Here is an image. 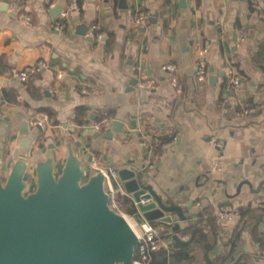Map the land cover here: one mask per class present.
<instances>
[{"label": "crops", "instance_id": "obj_1", "mask_svg": "<svg viewBox=\"0 0 264 264\" xmlns=\"http://www.w3.org/2000/svg\"><path fill=\"white\" fill-rule=\"evenodd\" d=\"M54 1L58 5L70 0ZM22 2L29 22L0 9L4 163L29 137L31 158L33 152L45 155L50 144L56 145L60 170L67 143H80L86 166L95 159L118 171L134 167L149 178L148 184L164 203L181 206L188 219L181 221L174 213L171 228L215 218L218 240L211 258L221 256V263L231 239L239 236L227 264H264V185L256 191L264 180V0H127L128 9L120 8V0H80V10L66 30L57 26L45 0ZM141 13L149 15L143 30L136 27ZM82 25L92 40L76 34ZM94 31L101 40L91 36ZM207 44L209 75L204 84L197 81V60ZM133 46L138 50L129 63ZM40 62L44 67L38 69ZM168 63L178 68L182 94L166 78ZM227 64L241 79L230 103L244 102L254 109L245 116L220 111L225 88L221 72ZM22 72L27 74L25 80ZM141 72L156 80L152 89L130 86L133 79L139 81ZM79 110H86L88 124L74 121ZM41 113L48 117V127L40 131L30 118ZM100 118L104 130L95 127ZM109 130L112 140L104 138ZM154 136L161 142L173 140L159 143ZM157 144L163 147L160 154L154 149ZM146 158L153 159V167H146ZM217 161L221 169L215 171ZM111 194L116 210L145 220L131 194L124 189L110 190ZM228 203H237L240 210L249 205L255 209L244 221L240 216L218 220L217 212ZM191 251L192 264H204L203 252L197 246Z\"/></svg>", "mask_w": 264, "mask_h": 264}, {"label": "water", "instance_id": "obj_2", "mask_svg": "<svg viewBox=\"0 0 264 264\" xmlns=\"http://www.w3.org/2000/svg\"><path fill=\"white\" fill-rule=\"evenodd\" d=\"M10 2L5 0L1 11L8 12ZM65 6L58 4L52 16L56 18ZM128 7L127 0H120L121 9ZM76 34L92 40L85 25ZM137 47H132L129 63ZM137 84V79L130 82L133 88ZM113 130L104 138L112 140ZM32 145L33 139L24 137L7 165L0 146V264H134L138 235L127 216L113 208L105 174L87 170L80 143H67L60 170L55 144L47 154L37 150L31 158ZM119 178L146 221L169 227L175 222L174 213L181 221L188 219L181 206L164 203L138 169L123 167ZM263 185L264 180L256 191ZM169 234L181 244L194 237L193 232L183 241L173 230Z\"/></svg>", "mask_w": 264, "mask_h": 264}, {"label": "built area", "instance_id": "obj_3", "mask_svg": "<svg viewBox=\"0 0 264 264\" xmlns=\"http://www.w3.org/2000/svg\"><path fill=\"white\" fill-rule=\"evenodd\" d=\"M48 4L49 8H55L57 6L54 0H45ZM80 10L79 0H70L66 6L61 10L59 15L57 16V26L62 29L66 30L71 27L72 24V16L76 12ZM9 11L12 13L19 14L22 18L26 21H30V16L27 14L26 9L23 5L22 0H11L9 4ZM149 21V15L147 13L138 14L136 17V27L138 29H146L147 24ZM95 29V27L93 28ZM226 26L224 24L221 25V30L223 33L226 32ZM91 36H93L96 40H101L102 35L96 33L94 31ZM209 45L205 46V49L200 52V56L197 60V81L200 83H207L208 82V71L209 66L206 61V54L209 50ZM44 67V64L40 62L38 64V69ZM166 71V78L171 86L175 89L178 94H182L183 92V83L178 76V68L174 63H168L164 67ZM225 76H226V83L224 88V96L223 99L219 102V108L223 115L225 116H245L254 111L253 108H241L237 109L236 106H233L230 103V100L227 96L229 92H235L240 84L241 79L239 74L236 72L235 68L227 64L224 68ZM26 72L21 73V79H26ZM139 81H138V88L140 90H148L152 89L155 84L156 80L149 78L144 72L139 74ZM58 89V88H56ZM55 89V91H56ZM242 103V102H241ZM240 103V104H241ZM239 104V105H240ZM31 124L35 127H39L42 130L48 127V117L41 113L31 116L30 118ZM106 126H110L109 122L105 123ZM97 129H101V124L98 123L95 126ZM153 140L156 142H161L159 136H154ZM148 147L150 142L146 144ZM154 158V157H153ZM152 158H146V167L150 168L153 167L152 165ZM221 169L220 162H215L213 165V170L218 171ZM89 172H96L101 171L105 174L108 185L110 190L113 192H121L123 191V185L119 178V171L105 166L102 163L98 162L95 159L91 160L90 168L87 169ZM111 201L114 200V196L111 194ZM134 204L138 209V204L135 202ZM147 201H145L146 203ZM114 204V201H113ZM115 208L114 205H112ZM116 209V208H115ZM139 210V209H138ZM240 215V206L237 203H228L224 204L220 207L219 211L217 212L218 220L220 221H232ZM126 216V215H125ZM132 225V224H131ZM135 232L139 238V244L136 247V256L134 259V264H150V253L151 252H158V251H166L168 253L172 252V245L174 243V236L169 234L174 228L165 227L157 223H151L146 220L141 222L133 219V225Z\"/></svg>", "mask_w": 264, "mask_h": 264}, {"label": "trees", "instance_id": "obj_4", "mask_svg": "<svg viewBox=\"0 0 264 264\" xmlns=\"http://www.w3.org/2000/svg\"><path fill=\"white\" fill-rule=\"evenodd\" d=\"M80 4V0H79ZM224 82L226 83V76L224 75ZM225 83L223 85H225ZM231 92L227 94L229 100H230ZM224 93L220 96L219 102L223 99ZM237 109L241 108H250L247 104L244 102L240 105L236 106ZM50 116H52L51 112H48ZM86 117V110H79L76 113L74 121L79 125H85L88 124L89 121L85 119ZM50 118V117H49ZM103 121L102 118L95 121V123H101ZM103 126L101 127V130H104ZM173 138H167L165 140H162L161 143L165 142H171ZM155 152L156 154H160L163 150L162 144H157L155 146ZM255 208H253L251 205L247 206V208H242L240 210V220L244 221L245 219H248L249 215L252 214ZM208 223V224H207ZM194 232V237L192 243L188 244H181L177 242L174 239V243L172 245V252L168 253L166 251H158V252H151L150 253V264H192L194 259L191 256V250L192 247H198L203 254H204V264H227L228 261L231 260V253L234 249V244H236V241L238 240L239 236H237V239L233 242V239H231L230 243L228 244V253L224 254L225 257L222 259L221 263L219 261L220 257L217 258H211L210 255L214 253V248L216 247L218 235H217V222L215 218L211 217L207 220V222H204L201 219H198L194 222V224L187 226L185 228H175L174 233L179 237L181 240L182 238L187 235L191 238L192 234ZM233 242V243H232Z\"/></svg>", "mask_w": 264, "mask_h": 264}, {"label": "bare ground", "instance_id": "obj_5", "mask_svg": "<svg viewBox=\"0 0 264 264\" xmlns=\"http://www.w3.org/2000/svg\"><path fill=\"white\" fill-rule=\"evenodd\" d=\"M127 218L129 220V222L133 225V219L131 217H129V216H127Z\"/></svg>", "mask_w": 264, "mask_h": 264}, {"label": "rangeland", "instance_id": "obj_6", "mask_svg": "<svg viewBox=\"0 0 264 264\" xmlns=\"http://www.w3.org/2000/svg\"><path fill=\"white\" fill-rule=\"evenodd\" d=\"M86 168L89 169L90 166L87 165ZM90 173H91V172H90ZM31 174H32V173H31ZM111 204L114 205V204H113V201H111Z\"/></svg>", "mask_w": 264, "mask_h": 264}]
</instances>
